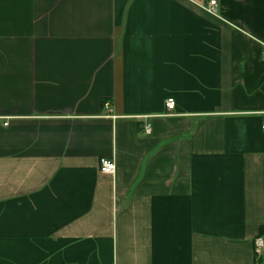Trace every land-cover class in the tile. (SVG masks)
<instances>
[{"label":"crops","instance_id":"obj_1","mask_svg":"<svg viewBox=\"0 0 264 264\" xmlns=\"http://www.w3.org/2000/svg\"><path fill=\"white\" fill-rule=\"evenodd\" d=\"M211 1L0 0V264H264V0Z\"/></svg>","mask_w":264,"mask_h":264},{"label":"built area","instance_id":"obj_2","mask_svg":"<svg viewBox=\"0 0 264 264\" xmlns=\"http://www.w3.org/2000/svg\"><path fill=\"white\" fill-rule=\"evenodd\" d=\"M217 1L213 0L208 4L207 11L210 14L217 15L218 10ZM263 57H264V45H263ZM106 109L110 108L109 104L105 105ZM166 108L169 112H173L175 109L174 101H167ZM262 130L264 131V123L262 125ZM151 129L149 126H146L144 129L145 134H150ZM101 173L108 176H115L117 172L116 164L112 159H103L101 160ZM254 253L258 261H264V233L259 235L254 241Z\"/></svg>","mask_w":264,"mask_h":264}]
</instances>
